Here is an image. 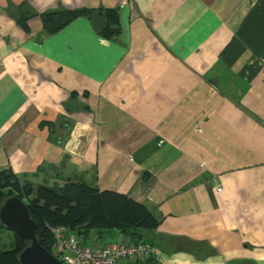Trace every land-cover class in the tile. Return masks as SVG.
Wrapping results in <instances>:
<instances>
[{"label": "crops", "instance_id": "1", "mask_svg": "<svg viewBox=\"0 0 264 264\" xmlns=\"http://www.w3.org/2000/svg\"><path fill=\"white\" fill-rule=\"evenodd\" d=\"M56 8L77 16L47 34ZM1 171L154 211L158 258L117 264H264V0H0Z\"/></svg>", "mask_w": 264, "mask_h": 264}, {"label": "trees", "instance_id": "2", "mask_svg": "<svg viewBox=\"0 0 264 264\" xmlns=\"http://www.w3.org/2000/svg\"><path fill=\"white\" fill-rule=\"evenodd\" d=\"M77 15L75 12L56 8L40 15L43 29L54 34L68 25ZM98 28L97 34L104 39L116 41L120 33L118 14L115 9L89 10L82 14ZM107 20L97 23L95 17ZM26 17L18 24L26 29ZM10 197L18 198L27 208L30 218L37 224L36 237L46 251L51 253L53 240L50 229L62 226L75 236L81 245L94 232L98 235L116 230L133 244L139 242L141 233L154 230L159 220L154 211L126 195L99 191L95 186L79 178H67L63 185L35 184L30 179L19 178L11 171L0 172V205ZM2 229V228H0ZM13 236L9 245L0 240V264H19L18 254L26 247Z\"/></svg>", "mask_w": 264, "mask_h": 264}, {"label": "built area", "instance_id": "3", "mask_svg": "<svg viewBox=\"0 0 264 264\" xmlns=\"http://www.w3.org/2000/svg\"><path fill=\"white\" fill-rule=\"evenodd\" d=\"M53 240L50 253L61 264H117L120 259H157L158 254L147 243H114L94 248L81 245L79 240L62 227L50 229Z\"/></svg>", "mask_w": 264, "mask_h": 264}, {"label": "water", "instance_id": "4", "mask_svg": "<svg viewBox=\"0 0 264 264\" xmlns=\"http://www.w3.org/2000/svg\"><path fill=\"white\" fill-rule=\"evenodd\" d=\"M0 228L11 232L16 239L27 245L17 256L19 264H61L39 244L36 237L37 224L18 198L10 197L1 203Z\"/></svg>", "mask_w": 264, "mask_h": 264}, {"label": "rangeland", "instance_id": "5", "mask_svg": "<svg viewBox=\"0 0 264 264\" xmlns=\"http://www.w3.org/2000/svg\"><path fill=\"white\" fill-rule=\"evenodd\" d=\"M0 240L2 244H5L7 246L9 245V242L13 240V235L7 230L0 229ZM87 242L89 243L90 239Z\"/></svg>", "mask_w": 264, "mask_h": 264}]
</instances>
